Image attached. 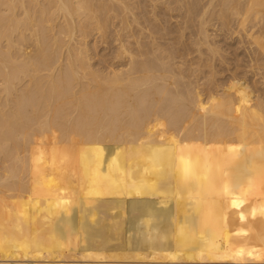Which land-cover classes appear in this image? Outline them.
<instances>
[{
    "label": "bare ground",
    "instance_id": "6f19581e",
    "mask_svg": "<svg viewBox=\"0 0 264 264\" xmlns=\"http://www.w3.org/2000/svg\"><path fill=\"white\" fill-rule=\"evenodd\" d=\"M250 72L264 0H0V264H264Z\"/></svg>",
    "mask_w": 264,
    "mask_h": 264
},
{
    "label": "rangeland",
    "instance_id": "374dc122",
    "mask_svg": "<svg viewBox=\"0 0 264 264\" xmlns=\"http://www.w3.org/2000/svg\"><path fill=\"white\" fill-rule=\"evenodd\" d=\"M236 40V39H235ZM233 41V40H228V42H231L233 45H230V44H224V45H226V46H224V48L225 47H227L228 49V52L226 51V56H228L227 57V59H228V61L231 63L230 65H231V67H233V66H235L234 67V69H236V73L239 75V76H243V75H245L246 74V69H249L248 67L246 68V67H244V66H246V63H248L247 61L249 60L248 59V55H246V52H244V50H243V48L242 47H240V46H238L237 44V42H238V40L237 41ZM221 44H222V41L220 42ZM225 43V42H224ZM223 45V44H222ZM229 45V46H228ZM234 46V47H233ZM237 46V48L238 47H240L236 52L237 53H239V59L237 60V53L236 52H234L235 50L234 49H236L235 47ZM106 45L105 44H100V43H98L97 44V49H98V51H99V54H100V56L101 55H106L107 53H109L110 52V49L108 48H106ZM100 49V50H99ZM226 49V48H225ZM105 50V51H104ZM241 50V51H240ZM104 51V52H103ZM100 56L98 57H94V59H93V61L94 62H96L97 63V65H99L100 66ZM109 57V56H108ZM235 57V58H234ZM246 57V58H245ZM96 58V59H95ZM99 60V62H98V60ZM96 60V61H95ZM236 63H237V65H236ZM219 69H221V72H220V75L222 76V78H221V76H219V74H218V78L221 80V81H225V82H229L230 81V78H229V76L231 75V70H229V69H223V68H220L219 67ZM224 73V74H223ZM245 73V74H244ZM249 74V73H248ZM247 74V76H248V80L250 81V83L252 84L253 82H254V80L256 79V78H258V79H256V80H258V82H259V84H260V86L256 83V82H254L256 85V87L260 90H258L257 92H259V93H262V92H264V85L261 83V81H259V79H260V77L258 76V75H255L254 74V72L253 73H251L250 72V74L248 75ZM227 75V76H226ZM252 75H255V76H252ZM231 77V76H230ZM250 78V79H249ZM253 78V79H252ZM224 79V80H223ZM251 80H253V81H251ZM224 82V83H225ZM254 83H253V86H254ZM258 85V86H257ZM254 86V87H255ZM255 87V88H256ZM261 88V89H260ZM76 260H78L79 258H75ZM82 260V259H81ZM80 259L78 260V261H81ZM131 261V260H130Z\"/></svg>",
    "mask_w": 264,
    "mask_h": 264
}]
</instances>
